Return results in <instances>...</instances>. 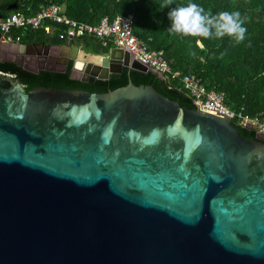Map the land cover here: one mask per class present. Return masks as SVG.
I'll return each instance as SVG.
<instances>
[{"label": "water", "instance_id": "1", "mask_svg": "<svg viewBox=\"0 0 264 264\" xmlns=\"http://www.w3.org/2000/svg\"><path fill=\"white\" fill-rule=\"evenodd\" d=\"M53 49L60 66L31 65ZM71 61L83 83L162 79L120 48L0 43V63L34 74ZM0 264H264V135L149 85L27 91L0 72Z\"/></svg>", "mask_w": 264, "mask_h": 264}, {"label": "trees", "instance_id": "2", "mask_svg": "<svg viewBox=\"0 0 264 264\" xmlns=\"http://www.w3.org/2000/svg\"><path fill=\"white\" fill-rule=\"evenodd\" d=\"M189 2L202 6L206 12L239 11L246 18V38L237 44L232 38L204 39L171 32L170 8H162L163 0H6L0 3V17L14 12L34 15L42 7L59 5L65 14L78 22L95 25L103 18L114 19L132 15L134 34L144 41L150 51L163 52L172 71L193 75L210 90L224 95L225 103L252 119L264 121V0H173L170 7L186 6ZM17 5V10L9 7ZM45 24L39 30L20 29L14 32L21 37L20 44L59 46L66 42L51 36ZM86 54L103 55L114 45L92 36L74 39ZM221 53L224 55L221 56ZM71 61L65 73L41 71L34 74L10 62L0 63V72L12 75L27 91L37 87L58 90H84L90 93H107L125 87L131 81L136 86H153L159 93L177 101L187 109H195L193 100L179 82L162 80L152 72H138L124 68L121 74H111L108 80L91 78L88 83L71 79ZM240 134L256 140L257 132L237 127Z\"/></svg>", "mask_w": 264, "mask_h": 264}, {"label": "built area", "instance_id": "3", "mask_svg": "<svg viewBox=\"0 0 264 264\" xmlns=\"http://www.w3.org/2000/svg\"><path fill=\"white\" fill-rule=\"evenodd\" d=\"M5 1L0 0V3ZM48 23L56 26L54 29L47 28L50 35H56L66 41L92 36L111 42L115 48L129 52L136 61L156 71L163 80L181 83L197 109L227 117L236 127L245 128L247 124L256 126L257 134L264 135V121L258 118L252 119L241 111L231 109L225 103L223 94L208 89L196 76L172 71L163 52L150 51L147 44L134 34L135 19L132 15H120L112 20L106 17L98 24L91 25L69 18L64 8L59 5L42 7L34 15L14 12L0 17V43L19 45L21 37L14 35L16 30L36 31Z\"/></svg>", "mask_w": 264, "mask_h": 264}, {"label": "clouds", "instance_id": "4", "mask_svg": "<svg viewBox=\"0 0 264 264\" xmlns=\"http://www.w3.org/2000/svg\"><path fill=\"white\" fill-rule=\"evenodd\" d=\"M173 0H163L162 8H170V31L184 36H198L204 39L232 38L237 44L242 43L248 32L246 18L239 11H220L216 14L189 2L186 6L170 7ZM224 54L221 53V56Z\"/></svg>", "mask_w": 264, "mask_h": 264}, {"label": "flooded vegetation", "instance_id": "5", "mask_svg": "<svg viewBox=\"0 0 264 264\" xmlns=\"http://www.w3.org/2000/svg\"><path fill=\"white\" fill-rule=\"evenodd\" d=\"M32 45H41V44H32ZM56 51H58V50H56ZM28 57H29L31 65H33V66H42V65L51 66V67L60 66V64H59V61H60L59 51H58V53H55V54L52 53V51H51L48 55H46L43 50L40 52L35 50V54L34 55H28ZM7 58H8L7 56L1 55L2 60H7Z\"/></svg>", "mask_w": 264, "mask_h": 264}, {"label": "rangeland", "instance_id": "6", "mask_svg": "<svg viewBox=\"0 0 264 264\" xmlns=\"http://www.w3.org/2000/svg\"><path fill=\"white\" fill-rule=\"evenodd\" d=\"M5 53L6 54H13V53H17V50L16 49H13L12 47H10L7 50L3 49L2 54L5 55ZM52 53H54V54L57 53L56 49H53L52 50Z\"/></svg>", "mask_w": 264, "mask_h": 264}, {"label": "bare ground", "instance_id": "7", "mask_svg": "<svg viewBox=\"0 0 264 264\" xmlns=\"http://www.w3.org/2000/svg\"><path fill=\"white\" fill-rule=\"evenodd\" d=\"M79 56L82 57V54H80ZM93 60H94V62L99 63L100 59L93 58Z\"/></svg>", "mask_w": 264, "mask_h": 264}, {"label": "crops", "instance_id": "8", "mask_svg": "<svg viewBox=\"0 0 264 264\" xmlns=\"http://www.w3.org/2000/svg\"><path fill=\"white\" fill-rule=\"evenodd\" d=\"M59 52H60V49H57ZM58 51H57V53H58ZM65 51H68V49H66Z\"/></svg>", "mask_w": 264, "mask_h": 264}]
</instances>
